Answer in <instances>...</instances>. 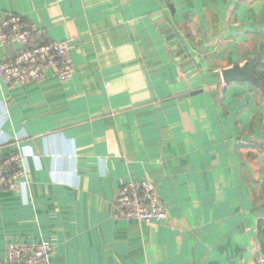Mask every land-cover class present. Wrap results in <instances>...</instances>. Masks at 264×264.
Instances as JSON below:
<instances>
[{
  "label": "crops",
  "instance_id": "crops-1",
  "mask_svg": "<svg viewBox=\"0 0 264 264\" xmlns=\"http://www.w3.org/2000/svg\"><path fill=\"white\" fill-rule=\"evenodd\" d=\"M0 14L70 42L73 67L67 82L0 79V159L22 154L25 171L0 191V261L44 239L50 264H255L264 91L222 73L264 62V0H0ZM142 181L167 222L117 214L118 190Z\"/></svg>",
  "mask_w": 264,
  "mask_h": 264
},
{
  "label": "built area",
  "instance_id": "built-area-1",
  "mask_svg": "<svg viewBox=\"0 0 264 264\" xmlns=\"http://www.w3.org/2000/svg\"><path fill=\"white\" fill-rule=\"evenodd\" d=\"M38 33L39 29L22 16L0 14V42L8 50L6 59L0 64V79L6 86L40 82L50 74L55 75L60 82L71 79V43L50 40L37 43L35 37ZM23 160L19 153L0 159V191L23 189ZM115 208L117 214L125 220L158 224L169 219L157 187L150 181L123 185L116 194ZM51 252V242L44 239L34 243L11 242L0 264H50ZM255 264H264L262 250L255 257Z\"/></svg>",
  "mask_w": 264,
  "mask_h": 264
},
{
  "label": "water",
  "instance_id": "water-1",
  "mask_svg": "<svg viewBox=\"0 0 264 264\" xmlns=\"http://www.w3.org/2000/svg\"><path fill=\"white\" fill-rule=\"evenodd\" d=\"M262 63L264 62L261 60V58H256L246 63L243 67L235 66L232 69L226 70L222 73L223 82L225 84H230L234 82L250 83L264 91L260 80L255 76L254 73L255 69ZM196 94H198V92H192V89H188L186 91L176 94V96H180L183 98L194 96ZM260 214V217L264 219V209H262Z\"/></svg>",
  "mask_w": 264,
  "mask_h": 264
},
{
  "label": "trees",
  "instance_id": "trees-1",
  "mask_svg": "<svg viewBox=\"0 0 264 264\" xmlns=\"http://www.w3.org/2000/svg\"><path fill=\"white\" fill-rule=\"evenodd\" d=\"M35 39L37 40V43H40V41L42 42L43 37H41V40H39V41H38L37 36L35 37ZM257 74H258L257 71H255V76L258 77ZM258 78H259V80H260V82H261V84H262V86H263V88H264V75H263V74H262V75H259Z\"/></svg>",
  "mask_w": 264,
  "mask_h": 264
}]
</instances>
